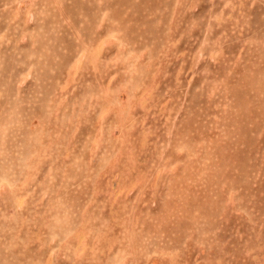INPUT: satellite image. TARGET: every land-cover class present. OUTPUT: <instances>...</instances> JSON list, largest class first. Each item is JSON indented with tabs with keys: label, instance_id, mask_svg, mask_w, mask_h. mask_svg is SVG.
Here are the masks:
<instances>
[{
	"label": "rangeland",
	"instance_id": "1",
	"mask_svg": "<svg viewBox=\"0 0 264 264\" xmlns=\"http://www.w3.org/2000/svg\"><path fill=\"white\" fill-rule=\"evenodd\" d=\"M0 264H264V0H0Z\"/></svg>",
	"mask_w": 264,
	"mask_h": 264
}]
</instances>
